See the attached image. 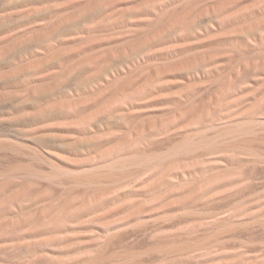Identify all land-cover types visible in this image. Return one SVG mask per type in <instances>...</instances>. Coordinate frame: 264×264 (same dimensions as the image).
<instances>
[{"label":"rangeland","instance_id":"1","mask_svg":"<svg viewBox=\"0 0 264 264\" xmlns=\"http://www.w3.org/2000/svg\"><path fill=\"white\" fill-rule=\"evenodd\" d=\"M0 264H264V0H0Z\"/></svg>","mask_w":264,"mask_h":264}]
</instances>
